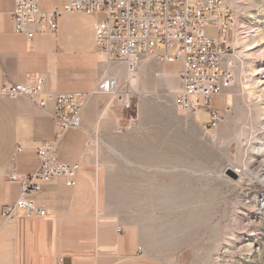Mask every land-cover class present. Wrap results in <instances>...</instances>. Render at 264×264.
Masks as SVG:
<instances>
[{
	"label": "rangeland",
	"instance_id": "1",
	"mask_svg": "<svg viewBox=\"0 0 264 264\" xmlns=\"http://www.w3.org/2000/svg\"><path fill=\"white\" fill-rule=\"evenodd\" d=\"M227 2L247 35L235 44L228 96L210 106L201 98L208 112L178 110L177 94L141 75L117 97L98 96L93 168L107 175L112 211L142 228L144 251L163 264H264V0ZM205 35L220 31L208 25ZM167 68L180 72L182 62ZM228 106L211 130V112Z\"/></svg>",
	"mask_w": 264,
	"mask_h": 264
},
{
	"label": "crops",
	"instance_id": "2",
	"mask_svg": "<svg viewBox=\"0 0 264 264\" xmlns=\"http://www.w3.org/2000/svg\"><path fill=\"white\" fill-rule=\"evenodd\" d=\"M66 6L67 0H40L43 13L63 11ZM14 8L15 0H0V264H163L144 251L142 228L112 211L107 175L94 170L89 156L100 125L98 96L108 97L94 93L102 74L112 70L96 39L105 14H64L57 32L29 41L15 31ZM168 66L145 56L136 81L147 76L160 86L158 93L174 98L181 71H167ZM121 71L125 68L114 74L120 81ZM39 78L47 92L84 95L77 100L83 107L82 127L64 135L57 157L61 163L81 164L82 169L73 188L64 178L44 186L36 202L45 208V217L19 211L15 221H8L5 207L21 196V185L10 181V175H33L39 170L37 150L43 143H55L56 121L38 103L25 97L10 99L2 91L6 84L27 85Z\"/></svg>",
	"mask_w": 264,
	"mask_h": 264
},
{
	"label": "built area",
	"instance_id": "3",
	"mask_svg": "<svg viewBox=\"0 0 264 264\" xmlns=\"http://www.w3.org/2000/svg\"><path fill=\"white\" fill-rule=\"evenodd\" d=\"M68 13L105 14V20L96 28V39L112 70L102 74L95 95L117 97L121 87L130 88L132 80L121 86L114 74L120 68L135 74L145 56H154L161 63L182 62L175 100L181 111L194 115L200 110L208 112L201 98L210 106L213 97L228 96L236 84L234 48L237 39L246 37L247 32L238 28L237 12L227 0H67L63 11L55 9L49 13L40 10V0H15L11 19L16 33L33 41L42 33L57 32L59 19ZM208 25L219 29L218 39L205 35ZM161 48L164 52L157 54ZM43 85L44 80L39 78L27 85L6 84L2 91L7 98L25 97L38 103L39 109L56 121L55 143H43L37 150L39 170L33 175H10V181L21 185V196L14 205L5 207L4 217L8 221H15L19 211L28 217H45V208L36 202L44 186L64 178L66 186L73 188L82 169L81 164L61 163L57 157L64 135L70 129L82 127L83 107L77 100L84 95L50 93ZM49 106H53L52 113ZM231 113L232 106L224 111L213 110L209 128L217 129Z\"/></svg>",
	"mask_w": 264,
	"mask_h": 264
},
{
	"label": "bare ground",
	"instance_id": "4",
	"mask_svg": "<svg viewBox=\"0 0 264 264\" xmlns=\"http://www.w3.org/2000/svg\"><path fill=\"white\" fill-rule=\"evenodd\" d=\"M126 79L128 80V82L132 80L133 85L135 84V81L137 80V72L135 74H128L126 72ZM126 83V82H125Z\"/></svg>",
	"mask_w": 264,
	"mask_h": 264
},
{
	"label": "water",
	"instance_id": "5",
	"mask_svg": "<svg viewBox=\"0 0 264 264\" xmlns=\"http://www.w3.org/2000/svg\"><path fill=\"white\" fill-rule=\"evenodd\" d=\"M229 174H230L232 177H234L235 179L237 178V176L234 174V172L231 171Z\"/></svg>",
	"mask_w": 264,
	"mask_h": 264
}]
</instances>
